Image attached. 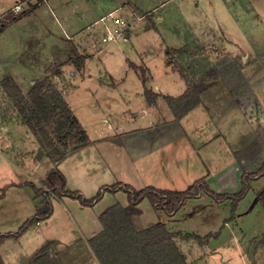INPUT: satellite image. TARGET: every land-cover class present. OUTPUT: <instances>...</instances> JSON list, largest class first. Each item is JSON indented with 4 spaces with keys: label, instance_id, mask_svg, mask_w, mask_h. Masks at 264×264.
<instances>
[{
    "label": "rangeland",
    "instance_id": "374dc122",
    "mask_svg": "<svg viewBox=\"0 0 264 264\" xmlns=\"http://www.w3.org/2000/svg\"><path fill=\"white\" fill-rule=\"evenodd\" d=\"M16 2L18 1L0 0V5L3 4L2 8L0 6V14L4 12L6 16L16 14L11 11ZM25 2L23 11L31 10L32 13L7 20V26L0 31V84L5 76L11 75L22 92L27 94L33 81L47 76L46 68L60 64L69 57L73 61L78 60L81 55L84 56L86 61L84 60L85 66L81 71L71 68L74 63L63 68L67 73L68 84L69 82L73 84L71 98L74 106L80 111V120L93 140L98 141L104 130L110 132L112 130L107 126V122L101 119L103 111L110 115L108 125L115 127L123 125L129 129L132 127L129 121L133 122L134 128L145 127L149 125V121L157 120L158 114L157 117L153 115L156 114L153 110L138 118L131 115L141 111L142 105L145 104L142 72L146 78L148 77L147 87L160 90L165 95H180L183 92L181 90L183 82L177 73L166 71L164 48L166 45V48L183 47L189 39L192 41L183 47L188 51L185 53L184 65L181 66L173 54L170 57L176 63V67L180 66L187 70L186 73L188 77L190 76L188 81H194L195 75L204 74L211 66L221 64L225 58L231 57L239 61L241 66L245 61L249 66L242 73L264 108V0H127V4H122L119 0ZM118 7L120 9H117ZM111 11L132 25L137 21V25L126 28L125 33L130 32V37L122 36L113 41H103L107 28L102 17ZM0 22L1 28L3 20ZM71 36L74 42L80 41L77 43L80 55L75 52V47L78 46L72 43ZM35 44L49 50L44 72L40 68L43 62L38 64L37 61L34 64L30 62L32 56L29 58V55L30 52L35 53ZM54 49L60 52V57L57 59L54 57L50 61L48 56L52 55L50 50L53 52ZM244 55H247L246 58ZM34 59L37 60V55H34ZM186 64H191L194 70L188 71ZM38 67L40 71L36 74ZM74 71L75 75L72 73ZM247 100L251 103L250 99ZM209 102L213 111L217 108L225 110L224 119L219 121L215 114H210L207 120V113L203 108L195 110L191 119L184 124L188 130L191 126L202 127L190 133V137L201 134L217 138L210 146H204L200 152L201 157L204 155L210 159L212 172L215 173L219 169L213 167L220 164L213 162L215 158L217 161L224 158L225 144L221 145L219 142L223 141L225 136L226 142L232 145L243 173L251 174L253 178L250 180L251 188L239 201L235 210L231 200L217 202L207 193H203L201 198L199 196L188 198L180 210L174 213L176 218L173 220H168L166 211L156 209L150 198L146 197L139 204L141 214L134 215L133 220L139 228L162 220L173 230L191 232L185 233L192 235L185 237L187 244H180L181 251L190 262H195L196 258L203 257L206 253L200 261L202 264L225 262L257 264L256 259L258 262L264 261V244H255L262 239L257 234L264 229V206L258 201L253 210L247 211L255 198L257 199V192L264 188V137L256 133L237 101L239 109L234 110L226 105L228 102L225 99L219 102L212 95L210 98L206 96L202 98L206 108ZM0 106L8 109V118L5 120L0 118V129L2 128L0 156L3 159L0 160V194L8 184L22 182L25 178L30 180L28 181L30 184L37 185L36 187L42 190V195L37 197L32 186L20 187L21 183L6 189L0 199V234H15L37 213L40 198L47 193L56 195L48 189L46 181L55 161L50 159L49 167L42 173L43 166L41 168L35 164L39 159L38 136L25 123L12 102L6 98L1 99V90ZM2 126H5L6 130ZM177 126L173 124L167 127L168 135L175 137V140L179 137L176 134ZM254 131L258 137L257 144L256 138L253 139ZM105 135L108 137L102 139L98 146L107 148L106 153L114 151L112 147L117 144L115 140L118 142L122 134H118L117 137L113 136V133ZM1 139L9 141L6 148L3 147ZM35 146L38 148L33 151ZM87 150L80 157V166L85 170L84 182H80L83 186L80 188V198L70 195V198L62 197L64 201L62 202L58 197L52 196V214L49 219H40L39 225L33 227L36 225L34 224L18 238H6L0 244V252L6 264H35L34 259L45 246L49 248V253L57 255L61 264H95V261L92 262L95 260L93 255L99 260L89 235L96 231L98 226L101 227L100 215L107 207L114 203L127 206L130 198L125 191L107 189L96 203L82 202L83 198L91 199L96 196L101 184L94 190L91 182H97L102 178L99 170L90 164L93 159L87 156ZM252 154L256 157L255 164L249 159ZM74 156L70 162L74 161ZM110 158L116 164L115 171L119 175L121 167L115 162L116 156H108V159ZM85 160L88 163H85ZM30 168L34 173L29 170ZM136 170L140 172L138 168ZM27 172L30 175H26ZM145 176L139 175L136 178L129 176L126 182L129 181L139 189L154 185L157 188L180 191L189 185L186 186L185 180L178 179L175 180L176 186H167V183L161 184L155 179L154 174L149 173L148 177ZM119 177L127 179L128 176L122 173ZM117 180L106 183L112 184ZM241 180L242 189L243 178ZM213 185L219 187L214 183ZM46 189L48 191H45ZM219 192L238 193L221 190L216 193ZM231 215H235L237 220H232L235 217L230 219ZM225 218L230 222L225 224ZM210 234L211 237L205 244L199 243L194 237V235L205 237ZM57 239L62 242H58ZM49 240L54 241L48 242Z\"/></svg>",
    "mask_w": 264,
    "mask_h": 264
},
{
    "label": "trees",
    "instance_id": "16d2710c",
    "mask_svg": "<svg viewBox=\"0 0 264 264\" xmlns=\"http://www.w3.org/2000/svg\"><path fill=\"white\" fill-rule=\"evenodd\" d=\"M26 12V11H25ZM24 11L16 14L14 19L22 17ZM3 23V27L7 26ZM185 52L180 48L176 53ZM80 67L83 65L85 57H79ZM60 64H55L46 69V77L36 80L30 91L25 94L16 80L7 75L1 81V99H8L15 109L23 117L25 123L38 136L40 148L38 160L48 157L57 164L71 152L84 145L89 144L90 137L83 127L78 117L73 112L71 106L63 95V92L53 81V76L62 73ZM181 74L184 70L177 66ZM228 72V74H227ZM144 84L146 80L142 72ZM211 78V80H209ZM224 81L230 88L234 98L246 114L256 133L264 137V108L260 99L256 96L249 81L242 73V66L239 61L225 58L221 64L206 70L199 78L189 82L186 91L179 96L165 95L169 106L176 117H182L191 109L196 107L201 101L202 93L214 84ZM145 96L150 104L156 101V94L145 85ZM250 99L251 103L249 102ZM253 102V103H252ZM6 108L0 106V116L2 120L8 118ZM262 174V172L260 173ZM250 173H243V188L238 193L221 194L210 188L204 179L193 183L185 190H169L148 186L142 189H135L132 186H125L129 194L130 203L123 206L121 203H114L107 207L100 215L103 228L100 232L90 238L91 245L99 258L101 264H189L185 255L177 244L178 238L191 237L180 231L171 230L164 221L159 220L147 227H137L133 216L141 214L139 207L144 198L149 197L156 209L166 211L168 215H174L185 204L188 198L197 197L203 193L212 196L217 202L231 200L234 210L241 199H243L251 188ZM48 189L56 195L43 196V204L38 208L37 213L28 219L15 234H0V244L9 237L18 238L28 227L37 223L40 219L48 218L52 214L51 197H59L62 194L78 196V191H71L65 188L66 178L57 167L46 179ZM37 196L42 195V190L31 184ZM117 185V186H116ZM6 186L2 189L0 199L4 196ZM121 188L120 184L110 187H102L95 197L91 199L83 198L85 204H94L102 196L104 190L113 191ZM45 191H48L47 189ZM82 198V197H81ZM257 199L264 206V188L257 192ZM232 215L230 219L234 218ZM199 243L205 244L209 241L210 235L200 237L194 235ZM213 237V236H212ZM264 241V234L262 236ZM49 248L39 251V255L34 259L35 264H61L55 254L49 253ZM0 264H6L0 252Z\"/></svg>",
    "mask_w": 264,
    "mask_h": 264
},
{
    "label": "crops",
    "instance_id": "0c3cea01",
    "mask_svg": "<svg viewBox=\"0 0 264 264\" xmlns=\"http://www.w3.org/2000/svg\"><path fill=\"white\" fill-rule=\"evenodd\" d=\"M17 1H19V0H17ZM119 1L122 4H127V0H119ZM48 3H49V0H48ZM0 6L2 8L3 4H1ZM117 9H120V8L118 7ZM117 9H115V11ZM29 13H32L31 10L29 12L23 13V15H25V14L27 15ZM52 14H54V12H52ZM10 16H6V13L4 12V13L0 14V21L3 20V23H4V22H7V20L14 19L16 14H11ZM5 17H6V19H4ZM2 29H4L3 24L1 25L0 31H2ZM78 34L80 35V32ZM130 36H131L130 32H126L125 37L128 38ZM91 37L93 38L94 35H91ZM70 39H71L72 43H74L76 45L78 42L80 43V41L74 42L73 41L74 38L72 36L70 37ZM191 41H192V39H189L185 45L189 44ZM166 46L164 48L165 68L167 69L166 71L177 73V75L181 78V80L183 82V85L181 87V90H183V92L181 94H183L186 91L189 82H193V81L192 80L188 81L190 76L188 77V74L186 73L187 70L183 69L184 74H181V72L175 66L176 63H174V61L172 59H170V57H171V54L176 56L177 60L180 62L181 66H182L186 63V62H184V58L186 57L185 53H188V51L185 49V52H182L180 54V53H176V50L183 48L184 46L180 47V48H175V47H172V48L167 47L166 48ZM34 47L36 48L35 53L30 52V55H29V58L32 56V61H30V62L32 64H34V62H36V61H37L36 62L37 64L43 62L42 65L40 66V68L44 72L45 68H46V66H45L46 58H47L46 55L47 54L49 55V53H48L49 50H47L46 48H43L41 45L35 44ZM77 48H78V51H76ZM77 48L75 47V52L80 55V47L78 46ZM99 48H101V46H99ZM55 50L56 49H54V51ZM73 50H74V48H73ZM54 51L51 52V50H50V53L53 55V57H52V55L48 56V58H49L48 60L52 61L54 59V57L56 59L58 57H60V52L55 51L56 53H54ZM34 55H37V60L34 59ZM246 56L247 55H244V58H246ZM189 58H191V57H189ZM33 60H35V61H33ZM78 60L75 59L72 61V59H70V57L67 60L66 59L64 61L62 60V65H61L62 73L60 75H56L55 77H53V81L57 85V87L63 92V95L66 98V100L68 101L69 105L71 106L73 112L75 113V115L80 120V111H77V109L74 106L73 100L71 98V95H72V87L71 86L73 84L70 82L68 84L67 73H66L65 69L63 68L65 65L69 66V64L74 63L73 65H71V68L72 69L74 68L77 71H81V68H84V66H85L86 60L83 62V65L81 67H80V61H78ZM244 64H242V68H243L242 71L243 70L245 71V69H247L249 66V64L245 61H244ZM174 66H175V68H173ZM42 68H44V69H42ZM186 69H188V71L194 70V68L191 66V64H186ZM37 70L38 71L36 72V74H39V71H40L39 67ZM72 73H73V75H75L76 71H74ZM200 75H201V73L195 75L194 79H195V77L199 78ZM144 78H145L146 83H147L148 77L146 78V75H144ZM142 82L144 84L143 79H142ZM33 83H34V81H33ZM146 83L143 85L144 90H145ZM149 89L153 90L156 94H158L156 101L154 103L150 104L148 102L146 96H145V91H143V97L145 100V104L142 105L141 111H138V113H135V114L131 113V115L133 118H138V117L145 116V115L149 114L150 110H153V112L156 113L153 115H155L157 117V114H158L156 121H153V122L149 121V125L145 126V127L134 128L132 121H129L130 126L132 125V127H129V129H127L128 126L124 127L123 125L115 127L113 125H108V123H110V120L108 119L110 115H109V113H106L105 111H103L101 113V119L104 122H107V126L109 127V129L110 130L112 129L111 132L108 130H104L103 132L100 131V132H102V135H100L98 141L93 140L91 138V136H89L90 137L89 144L84 145L83 147H80L74 151H71L66 156V158L64 160L59 161L57 164L54 163L53 166H51L52 169L48 172L49 176H50V173L54 172L55 167L59 168L61 170V172L65 175V178H66L65 188L68 190H71V191L80 192V188H83V186L80 184V182L81 183L84 182L83 178L85 176V170L83 169V167L80 166V157L82 156L84 151H86L88 149L87 150V156L89 158L93 159V161H92V159H90V161H92V163H90V164L94 168L99 170V172L102 174V178H103V179L101 178L100 180H97V182H93V181L91 182V186L94 190H96V188H98V186L100 184H101V187L98 190H100L102 187H105V186L110 187L114 184H121V188L116 190V192L119 190L120 191L122 190L128 194V192L125 190V186H127V185L132 186L135 189H139L135 185L130 183L129 181L126 182L129 178V176H134L136 178L139 175H144V176L146 175L145 177H148V174L151 173V174L155 175V179L159 180L161 182V184L167 183L168 184L167 186H176L175 180L180 179L183 181L185 180L187 182L186 186H187V184H189L188 185V187H189L193 183H195L196 181H198L200 179H204L208 183L210 188L214 189V191H216V192H218L219 190L238 192L241 189V184H242L241 179L243 178V170L238 165V161L235 158L236 156L234 154L232 145L226 142V137L223 136V141L219 142V143H221V145L225 144L224 158L220 161H217L216 158L214 159L213 163L220 164V165L213 167V168L219 169L215 173H213L212 172V163H211L210 159L204 155L201 157L200 152H202V148L204 146H206V147L210 146L211 143L215 142V140L217 138L213 137V136L207 137V136H203L201 134L190 137V133L192 134L194 131H196V129L201 128L202 125L200 127L191 126L188 130V128H186V126L184 124L185 121H189L191 119L194 111L198 110L200 108H203L206 111L207 120L210 118V114H213V115L215 114V116L217 117V119L219 121H220V119L221 120L224 119V116H225L224 111L225 110H223L222 108H217L215 111H213L211 109L210 102L208 103L209 109H208V107L206 108L204 106V104L202 103V98L204 96L210 98L212 95L213 98L219 102H221L222 100L225 99L228 102V103H226V105L231 106L233 108L232 110H234L236 108L239 109L238 104L236 102V99L234 98V96H233L230 88L227 86V84L222 80L221 82L214 84L211 87H209L208 89H206L201 95L200 103L182 117H176V115L174 114L173 110L171 109L167 100L164 97L165 93H163L160 90L156 91L152 88H149ZM167 95H169V94H167ZM177 96H179V95H177ZM0 118H1V116H0ZM1 120H2V118H1ZM80 122L82 123L81 120H80ZM173 124L178 125L176 127V134L179 137L176 140L174 139L175 137H172V136L168 135V133H167V127L170 125L173 126ZM2 127L4 128V130H6L5 126H2ZM83 127L85 128L84 125H83ZM181 127H182V130H181ZM86 131L88 133L87 129H86ZM106 131H108V132H106ZM106 133H113V136L116 135V137L119 136L118 134H122L121 139L119 138L118 142L115 140V143H117V144H114L116 148L112 147V149L114 151H109L107 153H106L107 148H100L98 146V143L102 139H104L105 137H108L105 135ZM255 138H256L255 144H257L258 137L254 131L253 139L255 140ZM188 139H189V141H187ZM1 143H3L4 144L3 147L6 148L9 141L1 139ZM89 147H92V148L89 149ZM37 148H36V146L33 147V151ZM73 155H75L74 161L70 162V159H71V157H73ZM108 156H111V157L116 156L117 159H115V162H118L120 164V167H121V172H119V175L115 171L116 164L113 163L114 161H112L111 158L108 159ZM249 159H251L252 164H255L256 157L253 154L249 156ZM0 160H3L1 156H0ZM31 160H32V158L30 159V161ZM84 162L88 163L87 160H85ZM50 163H51L50 158L45 157L42 160H37V163H35V164L41 168L43 166V170H42V173H43L44 170L47 167H49ZM17 165L19 166L18 162H17ZM136 168H138L140 172H138L136 170ZM29 170L31 172L33 171V169H31V168ZM19 171H20V168H19ZM144 171H146L147 174ZM122 173H125L128 176V177H126L127 179H124L123 177H119ZM25 174L30 175L28 172ZM106 178L108 179V181H105ZM115 180H117L115 183H112V184L106 183V182H114ZM192 180H193V183H192ZM28 181H30V180H28V178H25L24 181H22V182H13V183L8 184L7 186L14 187V185H16V184L19 185V183H21L19 185L20 187L32 186ZM213 183L219 187H215L213 185ZM148 186L155 187L154 185H147L145 187H148ZM145 187H143V188H145ZM155 188H157V187H155ZM187 188H185V189H187ZM140 189H142V188H140ZM161 189H167V188H161ZM108 190H111V189H108ZM111 191H113V190H111ZM94 192H96V191H94ZM202 196H203V194L199 195V198H201ZM62 197L63 198H70V195L69 194H62L61 196L58 197L59 200L64 202ZM225 202H228V201H225ZM129 203H130V199H129ZM257 203H258V199L255 198V200L252 202V204H251V206L247 212H250L251 210H253V208L257 205ZM42 204H43V201H42V198H40V205L37 206L36 212L38 211V207L42 206ZM199 212H200V210H199ZM231 216H229V218ZM50 217L51 216H49L48 219ZM174 218H176L175 215H171V216L168 215V220H173ZM224 220L226 221L225 224L230 222V221H227L228 218H225ZM232 220H237V217H235ZM35 224L36 225L33 224L34 225L33 227L39 225V221ZM102 228H103V225L101 224V227L98 226V229H96V231H94L93 233H90L89 238L93 237L95 234L100 232ZM170 229L173 230L172 228H170ZM173 231H176V230H173ZM177 231H180V230H177ZM182 233L185 234V233H191V232H183L182 231ZM263 234H264V229H262V231L258 232L257 235L262 237ZM255 237H253V238H255ZM52 241H54V240H49L48 242H52ZM57 241L62 242L59 239H57ZM251 243L252 244L254 243L253 239H252ZM262 243L264 244V241L261 239L255 244H262ZM177 244L180 247V244H187V240L185 238L180 237L177 239ZM203 246H206V245H203ZM183 254H184V252H183ZM205 254L206 253H204V255ZM91 255H93V254H91ZM184 255H185L187 261H189L186 254H184ZM204 255H203V257H204ZM93 257L95 258V260H92V262L95 261L94 262L95 264L96 263L101 264L100 261L94 255H93ZM203 257H198V258H196L195 262L189 261L188 263L189 264H202L200 261L203 260ZM256 262H257V264H264V261L258 262V259H256ZM225 264H229V263L225 262Z\"/></svg>",
    "mask_w": 264,
    "mask_h": 264
},
{
    "label": "built area",
    "instance_id": "2783aa9c",
    "mask_svg": "<svg viewBox=\"0 0 264 264\" xmlns=\"http://www.w3.org/2000/svg\"><path fill=\"white\" fill-rule=\"evenodd\" d=\"M26 0H19L12 8V13L22 12L24 9V5L26 4ZM45 2L47 0H44ZM140 18V17H139ZM105 21L107 31L105 32V36L103 37V41H113L122 36H125L126 28L137 25V21H135V25H132L130 22H127L121 16H115L114 11L109 12L107 15L102 17ZM108 19V21H107ZM2 129V128H1ZM0 129V135H1ZM34 173V170L32 171Z\"/></svg>",
    "mask_w": 264,
    "mask_h": 264
},
{
    "label": "water",
    "instance_id": "95a60500",
    "mask_svg": "<svg viewBox=\"0 0 264 264\" xmlns=\"http://www.w3.org/2000/svg\"><path fill=\"white\" fill-rule=\"evenodd\" d=\"M52 173H50V175H51Z\"/></svg>",
    "mask_w": 264,
    "mask_h": 264
}]
</instances>
